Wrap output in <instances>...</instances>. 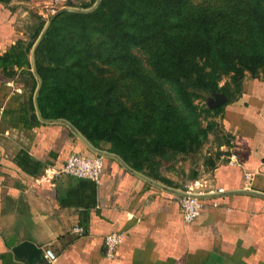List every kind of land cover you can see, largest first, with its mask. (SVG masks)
Returning <instances> with one entry per match:
<instances>
[{
    "label": "crops",
    "instance_id": "1",
    "mask_svg": "<svg viewBox=\"0 0 264 264\" xmlns=\"http://www.w3.org/2000/svg\"><path fill=\"white\" fill-rule=\"evenodd\" d=\"M12 1H0V57L23 35ZM19 78L0 65V264H27L13 250L25 240L43 248L36 264H264V196L204 198L201 214L188 222L181 195L114 157L105 156L99 182L67 174L71 153L95 152L67 124L39 119ZM223 114L231 156L204 193H264V78L248 80ZM111 233L123 239L108 260Z\"/></svg>",
    "mask_w": 264,
    "mask_h": 264
},
{
    "label": "trees",
    "instance_id": "2",
    "mask_svg": "<svg viewBox=\"0 0 264 264\" xmlns=\"http://www.w3.org/2000/svg\"><path fill=\"white\" fill-rule=\"evenodd\" d=\"M53 17L37 48L52 44L56 61L48 69L37 58L42 115L69 120L96 147L111 142L108 150L137 170L132 149L142 136L167 145L165 136L173 138L181 121L179 107L155 79L172 84L178 101L192 109L201 91L220 89L224 73L241 80L248 71L264 72V0L192 7L189 0H102L91 12L63 8ZM135 46L149 53L152 74ZM112 71L113 77L102 75ZM100 116L109 125L99 131L88 121Z\"/></svg>",
    "mask_w": 264,
    "mask_h": 264
},
{
    "label": "rangeland",
    "instance_id": "3",
    "mask_svg": "<svg viewBox=\"0 0 264 264\" xmlns=\"http://www.w3.org/2000/svg\"><path fill=\"white\" fill-rule=\"evenodd\" d=\"M18 1L20 0H13L12 3L14 2V9L19 10L18 28L23 33L21 36L23 40L15 44L7 52V56L0 58V65L4 66L8 74H19L21 87L33 102L39 83L33 70V47L47 22L68 4L66 0H26L19 3ZM222 3L223 0H189V7ZM52 49V44L43 43L36 53L40 65L48 69L56 66ZM133 51L144 69L152 74L147 50L135 46ZM102 75L113 77V71L104 72ZM258 77L264 78V72L253 74L248 71L241 80H235L231 73H224L219 83L220 89L216 92L201 91L200 97L193 102L192 109L183 107L178 101L172 84L155 79L166 95L179 107L181 121L176 125L177 133L173 138L165 136L166 139H170L168 146L157 145L155 140L152 141L146 134L142 136L141 141H144L137 142L136 147L132 149L134 157H131L132 162L137 161L141 165V170L138 171L189 193L207 191L215 170L231 156L232 137L226 126L223 111L219 108L236 95L248 80ZM24 82L28 86H23ZM130 97L132 103L135 94L132 93ZM221 99L224 102L219 104ZM89 120V125L99 131L109 125L108 118L104 119L103 116H100L99 120L89 117ZM132 138L136 136L132 135ZM100 143L107 148L111 146L109 141L101 140Z\"/></svg>",
    "mask_w": 264,
    "mask_h": 264
},
{
    "label": "water",
    "instance_id": "4",
    "mask_svg": "<svg viewBox=\"0 0 264 264\" xmlns=\"http://www.w3.org/2000/svg\"><path fill=\"white\" fill-rule=\"evenodd\" d=\"M81 1L82 0H66L68 6L65 7V9L73 10V11H81V12H91L99 6V4L101 3L102 0H97L93 6L88 7V8H82V7L77 6V5L81 4ZM53 18L54 17H52L47 22V24H46L45 28L43 29L41 35L39 36L38 40L36 41V43L33 47V51H32L33 70H34V74L36 75V77L39 80V84L37 86V89H36V92L34 95L35 107H36L37 115H38L39 119H41L43 121H48V122L58 121V122H63L65 124H67L87 144V146L93 152L98 153V154H103L105 156L114 157L117 160H119L128 170L132 171L133 173L143 177L144 179L150 181L151 183H153L155 185H158V186H160L164 189H167L169 191H173V192H175L181 196H191V197L204 199V198L216 196L218 194H223V193H227V194L229 193L230 194V193H238V192H246V193H252V194L264 196V193H261L259 191L246 190V189H238V190L225 191V192L221 191V193H189L187 191L176 189L174 187H171V186H168L164 183H161V182L143 174L142 172L134 169L117 153L107 151V150H104V149H101V148L94 146L69 120H67L65 118H45L42 115L40 103H39V94H40V91H41V88L43 85V78L38 71L37 54L36 53H37V48H38L40 42L42 41L45 33L47 32L49 26L52 23ZM223 102H224L223 99L219 100V104H222ZM13 250L15 251V253L17 254L18 257L26 258L27 264H36V263H38L44 259L43 248L40 247L37 243H34L32 241H29V240H25V241L19 243L16 247H14Z\"/></svg>",
    "mask_w": 264,
    "mask_h": 264
},
{
    "label": "built area",
    "instance_id": "5",
    "mask_svg": "<svg viewBox=\"0 0 264 264\" xmlns=\"http://www.w3.org/2000/svg\"><path fill=\"white\" fill-rule=\"evenodd\" d=\"M105 155L94 153L92 155H85L78 152H73L69 155L64 171L67 174L88 178L99 182L101 173L103 171ZM250 181V177H247ZM181 207L184 219L188 222L194 221L202 212L205 206L204 199L182 196ZM82 230V228H79ZM123 235L121 233H111L105 237V256L108 260L114 259L118 245L121 243ZM51 260L56 259V255L50 250H46Z\"/></svg>",
    "mask_w": 264,
    "mask_h": 264
}]
</instances>
